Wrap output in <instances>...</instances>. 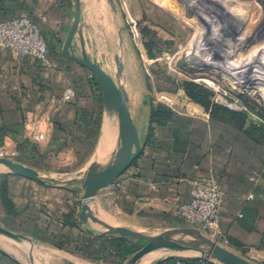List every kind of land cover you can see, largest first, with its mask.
Listing matches in <instances>:
<instances>
[{"label": "crops", "instance_id": "obj_1", "mask_svg": "<svg viewBox=\"0 0 264 264\" xmlns=\"http://www.w3.org/2000/svg\"><path fill=\"white\" fill-rule=\"evenodd\" d=\"M155 1L165 9L171 3ZM80 2L81 19L71 53L86 54L113 77L142 144L141 156L119 179L122 187L101 190L90 202L92 212L112 226L161 235L188 225L171 214L175 203L191 200L187 181L208 179L223 192L219 230L226 247L238 256L248 247L264 252V128L257 122L264 121L257 107L247 103L249 112H233L203 105L174 81L150 74L153 67L147 61L155 62L157 56L147 51L156 8L152 0ZM76 10V0H0V22L32 17L53 62L48 69L32 57L0 48V147L13 142L19 153L16 162L61 183L27 180L0 166V225L38 244H24L31 255L0 237V264H25L22 255L30 254L33 261L38 258L35 251L57 252L43 239L66 240V247L81 242L82 255L91 253L92 242L105 247L107 241L110 255L126 242L80 219L85 200L80 178L91 167L102 171L114 163L120 131L118 117L106 107L91 73L63 55ZM131 20L138 25L139 37ZM67 81L73 82L78 97L62 103ZM160 106L171 114L155 120L153 110ZM32 116L46 120L49 135L40 145L22 140L25 121ZM254 174L258 177L253 182ZM5 181L11 212L1 198ZM70 256L76 255L70 252Z\"/></svg>", "mask_w": 264, "mask_h": 264}, {"label": "rangeland", "instance_id": "obj_2", "mask_svg": "<svg viewBox=\"0 0 264 264\" xmlns=\"http://www.w3.org/2000/svg\"><path fill=\"white\" fill-rule=\"evenodd\" d=\"M152 1L156 8L151 13L153 20L150 24L152 28L149 27L148 30L147 51L151 56L154 53L157 56L155 62L153 59V62L147 61L153 67L150 74L166 81H174L181 87L187 82L195 83L209 92L205 102L215 105L218 97L227 93L231 98H239L242 104L246 105L247 102L257 107L264 121V94L261 93L264 86V0H171L168 9L155 0ZM206 45L212 51L209 49L208 55L205 54L204 64L192 67L189 64L190 56L196 53L197 47ZM215 57L218 61L215 60L212 65ZM206 64L208 65L205 66ZM236 73H241L248 82L252 81L250 88L238 87L233 83L232 78ZM257 122L264 128V122ZM47 225L46 223L45 228ZM99 227L105 229L101 225ZM191 228V225H186L177 230ZM154 233L149 231L144 234ZM204 236L206 237L205 234ZM188 237L178 235L176 239L205 248L197 235L194 238ZM41 242L56 246L57 252L49 254L35 251L38 258L32 261V251L25 246V251L31 252V255H22L25 264H82L75 258H83L91 264H129L135 255H110L107 241L105 247L92 242L94 246L91 253L83 255L79 250L81 242L72 243L69 247L58 240L43 239ZM128 243L124 242L123 245L131 244L132 248H138V252L147 245L143 241ZM70 252L76 256H70ZM199 257L197 253L173 252L161 263L172 258L183 262Z\"/></svg>", "mask_w": 264, "mask_h": 264}, {"label": "water", "instance_id": "obj_3", "mask_svg": "<svg viewBox=\"0 0 264 264\" xmlns=\"http://www.w3.org/2000/svg\"><path fill=\"white\" fill-rule=\"evenodd\" d=\"M76 1V19L73 28L65 41L63 55L67 60L79 64L92 74L102 91L106 107L110 111L116 113L118 117L120 131V149L114 163L102 171L98 170L97 167H91L87 173L80 178V184L85 191V200L80 219L84 222H91L94 225L103 226L105 228L103 230L104 235L119 236L128 240L145 242L147 245L134 255L129 264L135 263L151 248L166 251L175 250L180 252H195L200 255L198 260L214 262L216 264H252L231 252L227 247L207 236L205 237L204 234L197 229L174 230L161 235L151 236L125 227L112 226L99 219L92 212L90 202L96 198L101 190L116 185L117 181L141 156L142 144L138 130L131 119L125 95L113 77H111V75H109L100 65L91 61L86 54H83L82 57H78L71 53L72 41L77 34L81 19V2L80 0ZM189 64L192 67H200L204 64V60L200 55L195 53L190 56ZM247 78H250V76H247ZM0 166L7 172L27 180L36 181L42 184H61L55 182V179L52 177H44L34 169L28 168L9 159L0 158ZM178 235H189L193 238L197 235V238L202 242L205 248L201 245H194L188 241L176 239V236ZM0 237L18 243L24 248V244L26 243L33 246L34 243L37 244L35 241L1 225ZM52 253H54V251ZM75 259L80 263L85 264L80 259ZM165 259L167 258L161 259L154 264H161Z\"/></svg>", "mask_w": 264, "mask_h": 264}, {"label": "built area", "instance_id": "obj_4", "mask_svg": "<svg viewBox=\"0 0 264 264\" xmlns=\"http://www.w3.org/2000/svg\"><path fill=\"white\" fill-rule=\"evenodd\" d=\"M131 29L136 37H139L138 25L134 20L130 22ZM0 48L7 49L19 57H32L40 61L46 68L51 69L53 62L50 58L47 40L32 17L22 15L14 19L0 22ZM91 79L93 78L91 74ZM78 97V91L72 81H67V89L61 99L62 103L73 102ZM163 101H167L163 97ZM216 104L230 111L249 112L247 106L241 103L239 98H231L224 93L218 97ZM46 120L40 117H27L24 125L22 140L32 144L40 145L48 139L49 131ZM12 140V139H11ZM19 156L16 145L5 143L0 147V158L16 162ZM258 175L254 174L251 179L257 180ZM190 186L191 200L188 203H175L172 209V216L197 228L210 239L226 247L223 235L219 230L220 209L223 203V192L216 182L208 179H190L187 181ZM118 188L122 187L119 180L116 183ZM223 242V243H222ZM252 264H264V252L256 247H248L240 256ZM183 264H198L185 260ZM199 264H216L214 262L201 261Z\"/></svg>", "mask_w": 264, "mask_h": 264}, {"label": "trees", "instance_id": "obj_5", "mask_svg": "<svg viewBox=\"0 0 264 264\" xmlns=\"http://www.w3.org/2000/svg\"><path fill=\"white\" fill-rule=\"evenodd\" d=\"M92 80L95 82V84L98 86L97 81L95 80V78L93 77ZM182 88L185 90L187 96L189 98H191L192 100H194L197 103L203 104V105H207V106H213V107H217L218 105L213 104V103H207L205 102L206 100V96L209 94L208 91H206L203 87L195 84V83H191V82H187L184 83L182 85ZM246 106L249 110L248 104L246 102ZM234 112V111H233ZM171 113L169 110L165 109L164 107L160 106L157 107L156 109L153 110V119H157L160 116L163 115H167L169 116ZM51 185H58L56 183H51ZM1 198L3 201V204L5 206V208L11 212L13 209V204L11 202V200L9 199L8 193H7V182H2L1 185ZM123 241L125 240L126 242H129L128 244H130V242H133L134 240H128L125 238H121ZM123 245V244H122ZM124 246V247H123ZM122 247H118V249L116 250V255L121 256V257H127V256H133L134 254H136L138 252V248H132L131 244L130 245H123ZM56 247V246H55ZM57 248V247H56ZM122 248V249H120ZM190 262L193 263H201L200 260L198 259H193V260H189ZM181 261L178 259H169L167 262L161 263V264H179Z\"/></svg>", "mask_w": 264, "mask_h": 264}, {"label": "bare ground", "instance_id": "obj_6", "mask_svg": "<svg viewBox=\"0 0 264 264\" xmlns=\"http://www.w3.org/2000/svg\"><path fill=\"white\" fill-rule=\"evenodd\" d=\"M216 46V45H215ZM214 46V47H215ZM213 47V48H214ZM197 47L196 49V54H199L202 56L203 60H205V54L208 55L209 53V49L207 47V45L205 47L202 46V48ZM217 48V47H216ZM211 50V49H210ZM224 50V49H223ZM212 51V50H211ZM218 51V50H217ZM216 52V51H215ZM195 54V53H194ZM218 54V53H217ZM220 55V54H219ZM218 56V55H217ZM218 58L215 57L214 61L211 62V64L213 65V63L215 62V60H217ZM218 61V60H217ZM210 64V65H211ZM208 64H206L205 66H207ZM218 69V68H217ZM233 83L238 86V87H242V88H250L252 81L248 82L246 80V77H244L241 73H236L235 76H233L232 78ZM263 86V85H261ZM263 91H261V93L264 94V86L261 88ZM189 235H187V238ZM187 240V239H186ZM173 252H180V251H175V250H171V251H166V250H159V249H154L151 248L147 251V253H145L142 257H140L135 263L133 264H154L155 262L167 258L169 256H171L173 254ZM188 253H195V252H188Z\"/></svg>", "mask_w": 264, "mask_h": 264}]
</instances>
